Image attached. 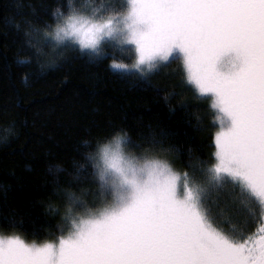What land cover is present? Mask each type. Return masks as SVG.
Wrapping results in <instances>:
<instances>
[{
	"label": "trees",
	"instance_id": "obj_1",
	"mask_svg": "<svg viewBox=\"0 0 264 264\" xmlns=\"http://www.w3.org/2000/svg\"><path fill=\"white\" fill-rule=\"evenodd\" d=\"M126 12L125 0H0V235L55 243L82 210L107 202L95 167L117 134L135 157L167 160L224 234L264 224V206L228 177L212 178L215 111L174 58L147 76L112 69L132 49L82 52L53 27L73 12ZM59 168V170H58ZM72 197V199H70ZM86 208V209H84Z\"/></svg>",
	"mask_w": 264,
	"mask_h": 264
},
{
	"label": "snow or ice",
	"instance_id": "obj_2",
	"mask_svg": "<svg viewBox=\"0 0 264 264\" xmlns=\"http://www.w3.org/2000/svg\"><path fill=\"white\" fill-rule=\"evenodd\" d=\"M126 2V12L102 22L73 12L53 39L95 51L105 37L118 35L135 46L136 67L149 70L179 55L187 82L213 97L222 114L212 178H230L264 206V0ZM95 167L102 187L117 177L127 195L118 193L87 219L74 218L55 243L0 237V264H264V224L243 238L217 231L197 191L179 175L151 190L137 173L159 170L158 164L138 167L105 146Z\"/></svg>",
	"mask_w": 264,
	"mask_h": 264
},
{
	"label": "rangeland",
	"instance_id": "obj_3",
	"mask_svg": "<svg viewBox=\"0 0 264 264\" xmlns=\"http://www.w3.org/2000/svg\"><path fill=\"white\" fill-rule=\"evenodd\" d=\"M125 2H126V0H125ZM126 5H127V2H126ZM88 12H86V13H84V12H75V13H77V14H79V15H81V16H84V17H86V18H90V19H93V20H96V21H100V22H102V21H106V20H108L109 18H111L112 16H110V17H107V18H98L97 17V15H98V12L96 11V10H93V11H89V10H87ZM73 13H71V14H69V15H72ZM68 15V16H69ZM67 16V17H68ZM67 17L66 18H63V19H61L54 27H53V35H54V32H55V30H56V28L58 27V26H61V25H63L64 24V22H65V20L67 19ZM52 35V36H53ZM65 43L66 42H71V43H73V45H75L80 51H82V52H96V51H98L100 48H101V46L103 45V44H105V43H109L110 45H112V46H116V47H118V48H120V49H125V48H130V49H132L133 50V52H134V55H135V60H134V63L131 65V66H126L125 65V68L124 69H117V68H115L114 67V65L115 64H119V63H116V62H113L112 63V69L113 70H115V71H118V72H123V73H137V74H139V75H141V76H147V75H149V74H151V73H153L154 71H156L157 69H159L160 67H162V66H165V65H167V64H169L170 62H171V60L172 59H174V58H178L179 60H180V62L182 63V65H183V67H184V69H185V66H184V63H183V60H182V58L179 56V55H175V56H173L172 58H170L169 59V61H167V62H163V61H158L153 67H152V69L151 70H149L148 69V67L147 66H140V68H137L136 67V63H137V60H138V53H136V51H135V46L134 45H126V44H122L121 43V41H120V37L117 35L116 37H105L101 42H100V44H99V46H98V48L95 50V51H92V50H82L81 48H80V45L78 44V43H75V42H73V41H71V40H65L64 41ZM185 72H186V69H185ZM186 75H187V73H186ZM194 87V86H193ZM194 89L197 91V93H198V90L194 87ZM199 94V93H198ZM200 95V94H199ZM200 96H202V95H200ZM202 97H211V96H207V95H204V96H202ZM213 98V97H212ZM214 111H215V120H214V124H216V126H217V132H216V135H217V133L221 130V128H222V125H221V123H220V119H221V117H222V114L221 113H219V111L218 110H216V109H214ZM125 139V138H124ZM110 143V142H109ZM108 144V143H107ZM106 145V144H105ZM104 145V146H105ZM103 147V146H102ZM101 147V148H102ZM124 148H125V151H126V153L127 154H129L128 152H127V150H126V140H125V144H124ZM216 151H217V149H216V146H215V153H216ZM99 154H100V151L96 154V156H95V162L97 163V161H98V159H99ZM130 155V154H129ZM137 158H140V159H146V158H151V157H147V156H142V157H137ZM215 158H216V156H215ZM216 163H217V160H216ZM216 163H215V165H216ZM173 169V168H172ZM176 172V171H175ZM177 173V172H176ZM180 177H181V181L183 182V178H182V176L179 174V173H177ZM101 182V181H100ZM101 186H102V184H101ZM102 190H103V193H104V195H106V200H107V202L106 203H104L103 204V206L100 208V209H97V210H91V211H89L88 209L87 210H82V211H80V212H78L77 213V216H75V218H80V217H83V216H86V215H88L89 213H96V212H99L100 210H102L104 207H106L107 205H109L110 203H111V199H110V197H109V195L107 194V189L105 188V187H102ZM84 209H86V208H84ZM0 237H4V238H11L12 236H3V235H0ZM20 238V237H19ZM20 239H22V238H20ZM23 240V239H22ZM26 242V241H25ZM26 243H28V244H31V243H29V242H26ZM37 244V243H36ZM39 245V244H38Z\"/></svg>",
	"mask_w": 264,
	"mask_h": 264
},
{
	"label": "clouds",
	"instance_id": "obj_4",
	"mask_svg": "<svg viewBox=\"0 0 264 264\" xmlns=\"http://www.w3.org/2000/svg\"><path fill=\"white\" fill-rule=\"evenodd\" d=\"M121 27H124L123 25H121ZM124 144H125V139L123 136H121L120 134H117L115 137H113L112 141L108 144L105 145V147H110L113 151H118L120 153H122V155L128 160V161H132V162H136L138 167L145 165V163L148 164H158L160 166L159 170L153 171L151 173H149L148 171H143V172H138L137 176L139 178V180L142 183H147L150 185V189L151 190H155L158 188H163V186L165 185L166 181L168 180L170 174H175L178 175L171 167L170 163L167 160H163L157 157H152V158H146V159H140L137 158L135 156L129 155L126 153L125 148H124ZM59 170V168H58ZM170 170V173L169 171ZM109 181V184L106 186L107 189V194L109 195L110 199H111V203L109 205H111L112 203L115 202V200L117 199V195L118 193H123L125 195H127V189H123L121 190L119 188V178L117 177H108L107 178ZM113 183L117 186V187H113ZM83 218L87 219V215L83 216ZM51 242H45L43 244H36L35 242L31 243L37 246H42L44 244H49Z\"/></svg>",
	"mask_w": 264,
	"mask_h": 264
}]
</instances>
